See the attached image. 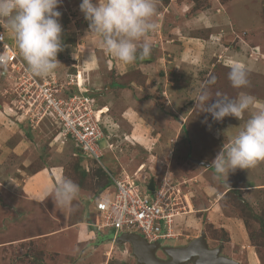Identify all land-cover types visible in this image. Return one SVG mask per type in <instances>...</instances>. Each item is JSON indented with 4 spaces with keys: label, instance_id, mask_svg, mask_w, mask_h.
I'll use <instances>...</instances> for the list:
<instances>
[{
    "label": "rangeland",
    "instance_id": "obj_1",
    "mask_svg": "<svg viewBox=\"0 0 264 264\" xmlns=\"http://www.w3.org/2000/svg\"><path fill=\"white\" fill-rule=\"evenodd\" d=\"M80 3L62 0L58 8L63 50L57 69L46 77L30 75L0 21V32L23 65L14 73L0 65V264H137L130 245L111 242V231L100 229L93 215L98 195V201L113 197L114 189L103 186L125 176L142 189L151 179L171 185L167 196L179 213L173 219L175 237L160 246L184 247L204 234L208 247H220L222 256L264 264V161L230 173L228 185L207 167L251 112L264 107V0H156V28L147 36L151 55L131 64L111 56L88 33ZM89 58L92 67H74L72 60ZM233 62L246 67L247 86H231L227 73ZM72 74L75 83L69 85ZM31 79L49 84L66 109L84 97L95 101L104 129L100 159L79 156L59 130L61 118L48 115L46 105L39 108L43 99H35L39 87ZM204 86L213 96L246 93L257 103L239 120L215 122L195 104ZM38 173L53 186L62 177L78 184L72 206L60 207L35 193L27 179ZM64 222L85 223L80 228L96 240L77 246L78 228L49 238ZM158 256L167 260L162 248Z\"/></svg>",
    "mask_w": 264,
    "mask_h": 264
},
{
    "label": "clouds",
    "instance_id": "obj_2",
    "mask_svg": "<svg viewBox=\"0 0 264 264\" xmlns=\"http://www.w3.org/2000/svg\"><path fill=\"white\" fill-rule=\"evenodd\" d=\"M61 4L62 0H0L2 27L14 40L33 77H46L60 64L57 54L63 50L58 11ZM79 10L88 22V33L96 35L105 51L117 60L131 64L151 55L152 45L147 36L156 28V0H81ZM3 35L0 32V37ZM227 78L233 88L249 84L247 69L239 62L229 65ZM214 82L213 76L208 83ZM256 103L255 97L246 93L236 98L219 92L213 96L207 86L195 98L200 111L208 113L215 122L229 116L239 120ZM260 161H264V107L251 112L207 167L214 170L215 180L228 185L230 173L252 168ZM79 192L78 184L62 177L50 192L46 190V195L55 205L71 207Z\"/></svg>",
    "mask_w": 264,
    "mask_h": 264
},
{
    "label": "built area",
    "instance_id": "obj_3",
    "mask_svg": "<svg viewBox=\"0 0 264 264\" xmlns=\"http://www.w3.org/2000/svg\"><path fill=\"white\" fill-rule=\"evenodd\" d=\"M0 65L9 67L13 73L14 69L18 71L23 69L15 48L4 36L0 37ZM74 79L76 77L73 74L69 76V85H74ZM31 80L32 85L39 87V94L35 99L40 97L43 99L39 108L46 105L45 112L48 115L55 112V118H61L59 130L62 135L68 136L86 156L100 159L102 155L98 143L103 140V132L98 116L101 115L102 110L96 108L95 101L84 97L80 105L75 104L73 108L66 109L67 102L58 100L55 97L56 91L50 88L49 84L39 86L37 81ZM69 99L75 100L71 95ZM70 104L73 105V102ZM36 111L39 109L37 108ZM153 185L154 190L151 192L147 188L148 183L142 189L136 187L135 180L127 176L114 180L111 187L114 189L113 197L97 201L93 210L94 215L99 217L100 229L110 230L114 239L122 234H136L148 244L173 239L175 237L172 234L173 219L179 213L170 206V196H167L171 185L165 179L159 185Z\"/></svg>",
    "mask_w": 264,
    "mask_h": 264
},
{
    "label": "water",
    "instance_id": "obj_4",
    "mask_svg": "<svg viewBox=\"0 0 264 264\" xmlns=\"http://www.w3.org/2000/svg\"><path fill=\"white\" fill-rule=\"evenodd\" d=\"M147 188L151 192L154 190L152 179ZM109 239L111 242L120 245L121 248L125 244L130 245L137 264H239L222 256L220 247L210 249L204 234H201L184 247L162 248L167 260H161L156 256L160 246L158 243L148 244L139 235L122 234L115 239L110 236Z\"/></svg>",
    "mask_w": 264,
    "mask_h": 264
},
{
    "label": "crops",
    "instance_id": "obj_5",
    "mask_svg": "<svg viewBox=\"0 0 264 264\" xmlns=\"http://www.w3.org/2000/svg\"><path fill=\"white\" fill-rule=\"evenodd\" d=\"M93 61H94V59H92V58H89L88 59V62H84V61H81V63H80V61H78V59L76 60H72V62L73 63H75L76 62V65L74 66L75 68H77L78 70L80 69V70H82V69H84L85 67H87V66H93ZM106 61H107V64H109L110 66L112 65V60H109V59H106ZM113 64H114V62H113ZM79 70V71H80ZM67 71V70H66ZM65 71V72H66ZM55 74V73H54ZM112 90V89H111ZM27 180H29V181H33V183H34V185H35V187H34V189H36V191H35V193L36 192H41L44 196L42 197V199L44 198V197H46V190L48 191V192H50L51 191V189L53 188V184H51L50 183V181H48V180H46V178H45V176L43 175V174H41V173H38V174H36V175H34V176H32V177H30V178H28ZM42 199H38L37 201H38V204H40V201L42 200ZM43 204H44V202H43ZM40 205H42V204H40ZM93 214H94V212H93ZM64 227H63V225L61 226V228H60V230L59 231H57L56 233H52L50 236H49V238L50 237H54V236H56V235H59V234H62V233H67V232H70L73 228L74 229H76V228H78V230L76 231V235H73L74 237H75V240H76V245L77 246H79V245H81V244H87L88 243V245H89V241L91 242V239H94V241L96 240V236H93V235H88V233H85V228H84V230L82 229V228H80V227H82V225L84 224V227H86L85 226V223H83V224H81V223H79L78 222V224H75V225H71L70 223H65L64 222ZM81 229V230H80ZM82 233H85V234H82ZM109 235V234H108ZM112 236V235H111ZM94 237V238H93ZM109 237V236H108ZM92 243H94V242H92ZM82 246V245H81ZM100 245H94L92 248H98Z\"/></svg>",
    "mask_w": 264,
    "mask_h": 264
},
{
    "label": "trees",
    "instance_id": "obj_6",
    "mask_svg": "<svg viewBox=\"0 0 264 264\" xmlns=\"http://www.w3.org/2000/svg\"><path fill=\"white\" fill-rule=\"evenodd\" d=\"M103 124H102V122H101V124H100V127L102 128V131L104 130L103 129ZM70 141L73 143V146H74V148H75V150L78 152V154H79V156L81 157V158H86V155L82 152V150L80 149V147H78V146H76L75 144H74V142L70 139ZM101 142V141H100ZM109 181V180H108ZM110 183V182H109ZM103 187H105V189L107 188V187H112V184L110 183L109 185H104ZM100 192H101V190H100ZM100 197V195H98L94 200V203L96 202V201H98V198ZM94 215V214H93ZM107 234H109L108 236V238H110V236L112 235L111 234V232H109V233H107ZM106 234V235H107Z\"/></svg>",
    "mask_w": 264,
    "mask_h": 264
},
{
    "label": "flooded vegetation",
    "instance_id": "obj_7",
    "mask_svg": "<svg viewBox=\"0 0 264 264\" xmlns=\"http://www.w3.org/2000/svg\"><path fill=\"white\" fill-rule=\"evenodd\" d=\"M165 247H167V246H164V247L160 246V248H165ZM156 256L159 257V256H158V251L156 252ZM159 258H160V257H159ZM160 259H163V258H160Z\"/></svg>",
    "mask_w": 264,
    "mask_h": 264
},
{
    "label": "bare ground",
    "instance_id": "obj_8",
    "mask_svg": "<svg viewBox=\"0 0 264 264\" xmlns=\"http://www.w3.org/2000/svg\"><path fill=\"white\" fill-rule=\"evenodd\" d=\"M143 169V168H142Z\"/></svg>",
    "mask_w": 264,
    "mask_h": 264
}]
</instances>
